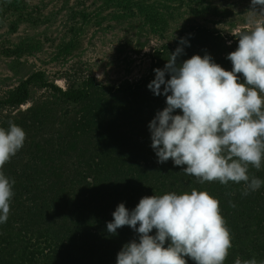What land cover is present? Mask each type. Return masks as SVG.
Here are the masks:
<instances>
[{"label": "trees", "instance_id": "trees-1", "mask_svg": "<svg viewBox=\"0 0 264 264\" xmlns=\"http://www.w3.org/2000/svg\"><path fill=\"white\" fill-rule=\"evenodd\" d=\"M5 11L18 21L30 17L26 0H0V14ZM197 31L211 43L195 45L177 64L207 54L231 71L227 56L238 48V36L224 54L214 44L216 31L202 26L191 33ZM167 49L158 52L163 55ZM152 67L151 74L128 86L106 85L90 73L75 81L67 76L66 89L37 71L0 99V127L8 128L11 121L26 132L24 147L3 169L15 184L8 220L0 223V264H117L124 245L139 242V234L127 225L115 235L108 232L107 223L119 204L132 211L144 197L190 193L193 188L220 201L233 244L224 264H235L237 258L264 262V184L244 196L243 182L200 184L184 173L186 165L176 166L171 159L158 163L149 124L167 104L166 96L148 88L155 79L157 57ZM35 82H41L47 94L19 109L30 101L29 88ZM174 114L182 115V110ZM249 174L264 180V163L259 170L250 166Z\"/></svg>", "mask_w": 264, "mask_h": 264}, {"label": "clouds", "instance_id": "clouds-1", "mask_svg": "<svg viewBox=\"0 0 264 264\" xmlns=\"http://www.w3.org/2000/svg\"><path fill=\"white\" fill-rule=\"evenodd\" d=\"M246 24L238 33V48L227 56L231 71L207 54L178 65L177 57L188 44L181 38V47L163 69L154 70L148 85L154 95L166 96L167 107L149 124L158 163L171 159L176 166L186 165L184 173L200 184L243 182L244 196L264 184L249 174L250 166L259 170L264 163V0H251ZM177 109L182 115L174 114ZM25 140L26 132L17 124L9 121L8 128L0 127V223L8 220L15 184L3 169ZM113 217L107 223L109 233L127 225L139 234V242L125 244L118 253L117 264H188L186 258L196 264H224L233 247L220 201L206 190L144 197L132 211L121 203ZM153 229L156 235L150 234ZM235 264L258 262L237 258Z\"/></svg>", "mask_w": 264, "mask_h": 264}, {"label": "rangeland", "instance_id": "rangeland-1", "mask_svg": "<svg viewBox=\"0 0 264 264\" xmlns=\"http://www.w3.org/2000/svg\"><path fill=\"white\" fill-rule=\"evenodd\" d=\"M26 1L29 19L0 14V99L37 71L64 89L67 76L75 81L90 73L106 85L128 86L151 74L155 57L163 69L181 47L178 38L188 41L182 60L195 45L208 46L201 32L191 33L202 26L217 32L214 44L227 54L232 38L248 28L251 8V0H129L130 6L126 0ZM29 89L30 101L19 109L48 92L41 82Z\"/></svg>", "mask_w": 264, "mask_h": 264}]
</instances>
